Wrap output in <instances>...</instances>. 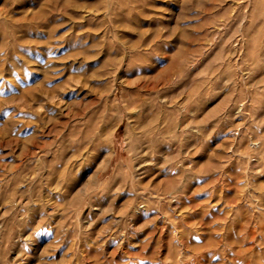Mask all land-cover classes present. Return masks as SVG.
<instances>
[{
  "label": "rangeland",
  "instance_id": "obj_1",
  "mask_svg": "<svg viewBox=\"0 0 264 264\" xmlns=\"http://www.w3.org/2000/svg\"><path fill=\"white\" fill-rule=\"evenodd\" d=\"M0 264H264V0H0Z\"/></svg>",
  "mask_w": 264,
  "mask_h": 264
}]
</instances>
